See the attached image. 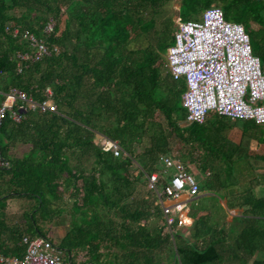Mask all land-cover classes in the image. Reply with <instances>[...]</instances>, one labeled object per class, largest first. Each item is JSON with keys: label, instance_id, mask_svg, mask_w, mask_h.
<instances>
[{"label": "trees", "instance_id": "1", "mask_svg": "<svg viewBox=\"0 0 264 264\" xmlns=\"http://www.w3.org/2000/svg\"><path fill=\"white\" fill-rule=\"evenodd\" d=\"M211 5L242 26L263 69L264 0H0V101L10 88L36 100L48 88L55 105L0 122L2 157L15 140L29 147L0 168L1 254L21 255L27 236L57 249L60 264H264V216L251 211L229 228L222 220L199 227L196 218L189 241L167 232L155 194L167 179L162 156L203 174L202 189L222 187L220 131L228 118L211 112L186 123L184 83L161 73L174 13L187 21ZM48 20L52 31L43 35ZM6 26L43 37L57 52L17 71L25 45ZM100 135L116 140L120 154L101 151ZM151 172L154 189L146 184ZM58 221L65 229L54 241L47 231Z\"/></svg>", "mask_w": 264, "mask_h": 264}, {"label": "built area", "instance_id": "2", "mask_svg": "<svg viewBox=\"0 0 264 264\" xmlns=\"http://www.w3.org/2000/svg\"><path fill=\"white\" fill-rule=\"evenodd\" d=\"M173 41L166 48L164 70L172 80L182 79L184 90L180 96L185 110V121L202 123L208 113L236 120H252L264 124V68L251 54L247 35L239 23L223 19L220 8L209 6L198 20L180 21L176 17ZM53 21L48 20L42 34L51 33ZM25 45V50L16 54L17 71L25 62H35L49 53L57 52L55 46H47L43 37L19 32L17 28L5 27ZM50 90L45 88L44 98L33 99L23 91L10 88L0 101V122L5 115L18 122L25 110L44 113L54 112ZM98 147L112 156L120 154L116 140L98 136ZM167 176L160 189L155 191L167 232L171 235L181 225L173 215L186 210L182 194L195 196L198 186L184 166L171 156L160 158ZM9 162L0 155V168ZM172 171L168 172V168ZM157 172L146 177V184L154 189ZM165 202H174L166 204ZM175 223V225H174ZM21 255L6 256L0 253V264H60V253L41 237L23 236Z\"/></svg>", "mask_w": 264, "mask_h": 264}, {"label": "crops", "instance_id": "3", "mask_svg": "<svg viewBox=\"0 0 264 264\" xmlns=\"http://www.w3.org/2000/svg\"><path fill=\"white\" fill-rule=\"evenodd\" d=\"M257 125V128L249 126L244 128L242 120L228 118L220 131L226 143H223L219 153L222 187L218 192L221 220L228 228L237 225L240 219L252 216L251 211H256L258 215L264 216V125L263 128L259 126L260 124ZM28 148L27 143L15 140L7 145L3 157L7 159L23 157ZM204 191L199 196L213 195L212 191L205 189ZM196 195L188 197L186 194H182L180 201H184L186 210L174 214L176 216L174 218L181 221V225L176 226L175 230L183 234L189 241L192 240L195 220L200 216V213H193L188 207L189 201L199 197ZM13 201L15 200L10 199L6 203V209L11 213L17 210V204L13 205ZM164 203L170 205L174 202L164 201Z\"/></svg>", "mask_w": 264, "mask_h": 264}, {"label": "rangeland", "instance_id": "4", "mask_svg": "<svg viewBox=\"0 0 264 264\" xmlns=\"http://www.w3.org/2000/svg\"><path fill=\"white\" fill-rule=\"evenodd\" d=\"M176 9H177V5H176V3H173L172 10L176 11ZM176 17L177 16H176V12H175L174 16L172 17L174 23L176 21ZM198 18L199 17L190 18V19L194 20V19H198ZM164 55H165V51L162 53V56H164ZM161 69H162L161 73L164 74L163 66L161 67ZM178 81L180 83L183 82L182 79H179ZM229 119L231 120L232 118H229ZM263 125L264 124H260L259 126L261 128H263ZM175 149L176 148L174 147L171 152L175 153ZM167 171L171 172L172 171V167L168 168ZM197 174H198V176H196L195 173H192L191 175L193 176V178H194L196 184L198 185V187H200V190L197 191V195H196V196H199L203 192H205L204 189H202L203 185L205 184V178L202 176L203 174H200L199 171H197ZM219 179H220V177H219ZM142 182H143V185H144L145 180H143ZM144 187H140L142 192L144 190ZM212 193H213V195L199 196V197H197V199L195 198L194 200L188 202V207L193 211V213L194 212L195 213H200V216L198 218L199 221H198V223L195 224L196 226L205 227V225H208V224L210 226H214L216 224H219L218 221L221 220V218H222V216L220 215V210H221L220 203H219L220 195H219V193H214V192H212ZM16 202L17 201H13V205H15ZM201 212H203V213H201ZM173 217H176V216L173 215ZM174 219L176 221L177 218H174ZM58 222L50 224L49 229L47 231V236L49 238H51L52 240H54V241H57L59 239V237L63 234L64 229H65L64 228L65 227L64 224L61 223V222H59V223Z\"/></svg>", "mask_w": 264, "mask_h": 264}]
</instances>
